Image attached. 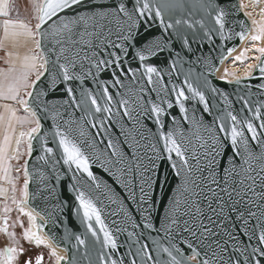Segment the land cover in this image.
<instances>
[{
	"label": "snow or ice",
	"instance_id": "snow-or-ice-1",
	"mask_svg": "<svg viewBox=\"0 0 264 264\" xmlns=\"http://www.w3.org/2000/svg\"><path fill=\"white\" fill-rule=\"evenodd\" d=\"M257 0H253V5ZM85 0H31L32 14L29 18L21 20L13 18L12 5L10 0H0V17H4L0 21V28H2V36H0V51L4 52V56L0 57V61L5 65L0 67V101H6L0 104L3 109L0 112V127L3 128V140L0 141V180L6 181L11 186L13 193L11 200L16 205L19 213L26 215L29 222L35 221L36 217L31 212H26L23 204L29 203L36 193H29V176L31 173L28 170V161H24V181L23 187L19 189L20 196L23 199H17L15 193L17 192L16 178L11 175L12 166L9 163L11 160H19L22 152L21 147L27 140V152L29 155L33 152V141H39L41 149L44 153L52 154L53 147L47 146L46 137L51 135L52 140L56 145V151L59 157L56 163L62 160L64 165L68 166V170L72 172L73 180L76 179L77 174L83 173L95 184L96 189H100L101 185L97 182L96 177L90 170V158L82 150L81 141L78 139L76 129L73 125L76 123L74 119L64 120L66 128H61L56 122V118L61 115L60 108L63 106L75 105L77 109L87 107L90 101L96 113L111 112L108 107L101 108L98 104L97 98L89 91L81 89V99H76V89L68 86L70 82L80 80L82 77L76 74L73 69L76 67L77 61L88 59L89 64L96 67L98 70L103 65L105 69L111 66L113 71L110 73V78L115 84H122L121 76L130 77L135 82L137 74L141 76L142 83L145 87L136 89L135 87L128 88L129 99L121 102V106L125 109L123 116L131 118L134 122L139 123L142 116L148 115L154 117L157 125L164 127L161 121V116H169L170 114L165 111L160 104L148 101L151 103V108L145 107L141 101L143 100V93L145 88L149 92L159 91L168 95L167 84L162 82V70L152 65H146L144 62L150 57L162 53L166 48L172 45L171 37L175 35L177 39L182 40L184 48L190 50L189 40L182 36L178 31H175L179 25H187L191 28L193 25L186 19L177 18L174 21L171 16L169 22L165 23V13L174 12L177 8L181 11L184 10L183 0H111L109 5H87V10L75 11L84 5ZM241 3L240 7H246ZM234 4H228L221 7L218 3L213 4L212 0H193L192 9L197 8L205 11L208 16L215 12L213 20L215 25L219 26L220 34L223 35L226 25V17L228 11L226 8H234ZM68 10H72L73 14L69 17L64 15ZM260 20L253 19L252 23L257 26L255 33L251 36L253 41H260L264 38V7L260 8ZM147 14V15H146ZM192 13L189 12V15ZM247 16H252L253 12L245 13ZM35 20L33 24L32 21ZM159 21V26L163 30L157 37L148 39L143 45L136 48L135 55L141 62L136 68L131 67L130 64L126 65L121 60L120 56L114 52H107L109 57L114 59H100L96 60L95 57L100 50V44H105V49L111 47L114 49L122 50L125 53L133 48L136 43V37L139 35L134 30L143 21L147 27H151L149 21ZM204 27V20L198 21ZM244 24V21L240 22ZM173 29L172 33L168 30ZM215 28H206L204 35L211 39L209 33ZM115 35L116 40L112 41L110 37ZM241 40L244 39V33H237ZM99 41L100 44L94 43ZM50 45V46H49ZM97 49L93 52L92 57H88L87 53L81 57V52L84 49ZM256 52L260 56L255 57L260 61L259 64H249L245 70V78L252 76L251 69L258 68L262 77H264V47L253 45ZM24 49L23 52L20 50ZM229 53L233 49L227 50ZM249 49H244L241 54L235 57L236 61H241L245 57V53ZM55 55V60L52 56ZM173 54L169 52V57ZM177 57L179 53L175 54ZM224 56L221 54V59ZM64 62L61 63L60 61ZM176 60L172 59L169 67L175 69ZM81 68L83 64L81 63ZM142 70V71H141ZM226 75L231 74L225 70ZM157 79H153V76ZM170 75V73H169ZM35 78L32 79L31 77ZM146 77V80L143 78ZM42 78L48 80L46 88L37 91L38 84ZM223 79V77L221 78ZM239 83V78L236 81ZM63 83L65 87L62 89L66 93L67 99L60 100H41V97H46L49 90H55ZM184 83L187 85V91L192 93L191 99L199 98V103L203 105V112H209L208 102L205 99L203 91L198 90L186 78ZM151 86V87H147ZM97 87H100L97 84ZM264 88V84L258 85ZM216 92L215 88L211 89ZM171 92L175 94V104L179 106V112L183 114L184 121L188 122L189 129L187 132L179 127V122L176 117H171L173 127L167 133L161 132L160 138L164 140V152L168 153V159H172L174 153L178 159L179 166L176 162L172 163L178 176L182 175V182L178 189L177 197L173 198L170 203L169 214H166L161 221V230L164 231L166 238L169 241V246H163L157 240H152V244L156 245L154 249L156 258L151 254L153 249L148 243L141 244L136 249L135 253L129 251L128 256L132 258L128 264H264V144L259 141V136L264 134V117L261 116V107L257 106L255 113L250 117L243 120L238 119L237 115L231 112L227 113L232 121L230 130L224 126L223 117H217L220 121L218 131L226 133L225 139H230L233 149V157H239L241 165L237 166L232 163L231 168H226L222 177H217L215 171L216 157L220 153L221 141L216 135H209L207 138L199 134L200 129L203 127V120L197 119L195 114L190 118L188 116V109L185 107V101L189 100L183 88L177 89L173 87ZM103 97H106L110 102L112 97L109 95L107 87H103L101 92ZM223 95V93H221ZM162 103H167V108H173V103L163 100V97L158 96ZM243 99V97H241ZM11 101L12 103H7ZM244 107L251 112L249 102L244 101ZM23 109L25 115H17L18 111ZM52 113V130L45 132L41 119L38 115L39 112ZM243 111V109H242ZM136 113L134 116L133 113ZM91 111L88 115H91ZM71 117V114L68 113ZM253 120H261L259 128L260 133L257 132V127L254 125ZM104 121H100L101 130L107 132L108 129L104 128ZM16 124L34 125L29 127L28 130L21 131L15 137V147H12V139ZM239 125V127H237ZM96 127L94 123L92 125ZM244 129L251 134V141L261 148L260 155H254L253 147H250L249 138L246 136ZM206 131L211 133L212 128L207 127ZM191 133V135H189ZM123 134V133H121ZM85 133L79 131V137H83ZM99 135V132L97 133ZM143 139V137H141ZM107 147L112 149V156H119V163H124V154L120 148L114 144L109 138ZM139 147V145H135ZM151 150L159 156V150L155 145H152ZM11 152V155H9ZM39 159H45L41 156ZM98 159V157H96ZM142 157H139L136 152L132 154V160L137 161L135 168L129 166L127 171L129 174L135 173L141 180V200L140 204L146 203L144 200V187L150 186V177L147 175L150 171L148 165H144ZM190 161H194L190 163ZM253 161H260V167L257 170L253 167ZM148 164H153V158H148ZM74 166V171H73ZM55 167V163L52 165ZM143 169V172H140ZM108 169H105L107 171ZM207 170L209 177H203L204 171ZM20 172V168L16 169ZM255 173V174H253ZM196 174L202 178L198 183L191 177ZM43 179V178H42ZM214 185V187L212 186ZM72 189L78 194L75 200L78 206L75 209L78 216L82 213V222L87 225V232L95 238V243L100 245V251L97 253V260L99 264H125V259L121 256L119 259L114 258L115 254L119 251L117 240L113 233L109 231L108 226L105 224L101 217V211L97 208L96 203L86 193L77 189L75 185H70ZM127 187V185H125ZM193 189H199L194 191ZM8 189L0 187V194L5 196L3 212L5 215L0 218L4 221L0 225V232L6 233L11 238L12 243L0 249V264H16L18 256L25 254V249L19 246V241L15 239V233L8 232V216L7 213L11 212V208L7 204ZM107 195V193H104ZM132 197L135 198V192L132 191ZM108 199L112 197L109 195ZM256 209L253 211L252 209ZM150 211V205L148 209ZM125 223L129 219L128 213L125 212ZM235 215L236 220L241 221L243 227L241 231L249 241L255 239L256 246L250 243L246 244L243 248L236 245V237L233 235L226 224ZM259 216L257 224L253 229H248V221L253 217ZM186 217V218H185ZM247 217V219H245ZM99 225V231L103 233V241H100L99 235L93 224L92 220ZM13 227L15 224L12 225ZM37 232L32 231L31 227L24 229L23 239L35 244L36 246L46 244L45 239L38 235V230L43 225H37ZM140 227V224H133V228ZM153 223L144 217L143 228L152 229ZM259 229V235H256L255 229ZM178 229L179 231H174ZM117 232L122 229L117 227ZM225 232L228 240L234 242L233 247L235 253L228 252V242L225 240L223 244L220 242L221 232ZM135 235V232H129L128 237ZM54 240L55 237H52ZM78 245L87 247L86 239H82L80 235L75 236ZM211 241L210 243H205ZM194 243H199L205 248L204 255L194 246ZM183 244L191 255H187L178 245ZM167 254L168 259L162 261L159 259L160 253ZM227 254V259L225 255ZM49 256L59 262L66 260L64 256H57L55 250L49 252ZM85 258H88L87 252ZM242 258V259H241ZM43 255H36L34 264H42ZM23 264H33V259L28 257L24 259ZM68 264H75V257L68 261Z\"/></svg>",
	"mask_w": 264,
	"mask_h": 264
},
{
	"label": "water",
	"instance_id": "water-1",
	"mask_svg": "<svg viewBox=\"0 0 264 264\" xmlns=\"http://www.w3.org/2000/svg\"><path fill=\"white\" fill-rule=\"evenodd\" d=\"M159 3V0H156ZM184 10L181 11L177 8L174 12L165 13V23L169 22L171 16L174 21L177 18L188 20L193 26L189 28L187 25H179L175 29L182 36L186 37L190 42V50L184 48L182 40L177 39L175 35L171 37L173 43L166 48L162 53L155 57H150L144 63L146 65H152L162 70V82L167 84L166 91L168 95L163 92L151 91L149 92L145 88L143 100L141 103L147 108H151V103L148 101L160 104L170 115L165 117L161 116V121L164 127L157 125L154 117L148 115L142 116L139 119V123L134 122L131 118L123 116L125 109L121 106V102L129 99L127 94L128 88L135 87L139 89L145 87V84L140 82L141 76L138 73L135 82L132 81L130 74L127 76H121L122 84H115L110 78V73L113 71L111 66L107 69L102 65L98 70L96 67L89 64L88 59L77 61L76 67L73 71L80 75L82 79L72 81L68 86L76 89V99H81V89L91 92L98 100L99 106L103 109L108 107L111 112L96 113L94 107L91 106L90 101L87 103V107L77 109L75 105L63 106L60 108L61 115L56 118V122L61 128H66L64 120L69 118L74 119L76 123L73 128L76 129L78 139L81 141L82 150L86 155L89 156L90 170L96 177L97 182L100 183V189H96L95 184L87 177L86 174H77L76 179L73 180L72 172L68 170V166L64 165L62 160L56 163L59 157V153L56 151V145L52 140V136L46 137L47 146L53 147L54 152L52 154L44 153L41 149L39 141H33V152L31 155L28 154L24 159L28 161V170L31 173L29 176V193H36L34 198L28 203V205L39 212L43 217L44 221H40V225L45 229L47 236L55 243L65 247L67 251V259L62 261L61 264H68V261L75 257V264H99L97 260V253L100 251V245L95 243V238L91 236V233L87 232V225L82 222V213L80 216L76 214L75 209L78 206V202L75 200V196L78 192L74 191L70 185H75L77 189H80L86 193L101 211V217L105 224L108 226L110 232L113 233L119 246V251L115 254L114 258L119 259L121 256L125 259V264L132 258L127 253L131 251L135 253L136 249L141 244L148 243L153 249L152 255L156 258L155 248L156 245L152 244V240H157L163 246H169V241L165 236L163 230H161V221L166 214H169L170 203L173 198L177 197L178 189L182 182V175L178 176L175 169L172 167V163L176 162L179 166L178 159L175 154H172V159H168V153L164 152V140L160 138V133H167L171 127V117H176L179 122V127L185 132L189 129L188 122L184 121L183 114L179 112V106L175 104V94L171 92V89L175 86L177 89L183 88L189 100L185 101V107L188 109V116L191 118L195 114L197 119L203 120V127L200 129L199 134L207 138L209 135H216L221 141L218 152L220 153L216 157L215 171L217 177H222L226 168H231L232 163L240 166L241 160L239 157H235L234 160L230 161V157H233V149L230 143V139H225L226 133L219 132L220 121L217 117H223L224 126L230 130L232 121L228 117L227 113L231 112L233 115H237L238 119L243 120L244 118H250L254 113L256 107H261V116L264 117V88L258 87V85L264 84V77H262L258 68H253L252 76L249 78L237 77L236 74L230 72L233 81H225L214 76V70L223 60L221 54L225 57L229 52V48L235 49L240 43L241 39L237 33L243 32L244 35L248 29L255 31V25L250 22L251 18L245 16L246 13L243 8L240 9V0H212L213 4H219L221 7H225L228 4H234V8H226L228 16L226 17V25L224 28L223 35L220 34L219 26L215 25L213 16L215 12H212L211 16H208L205 11H201L198 8L192 9L193 0H183ZM111 0H85L84 5L75 11L87 10V5H109ZM244 11V13H243ZM189 12L192 14L189 15ZM72 10H68L64 15L71 16ZM147 15V14H146ZM204 20V27L201 26L198 21ZM244 21V24L240 22ZM151 27L141 21L138 27L134 30L139 35L136 37V45L129 49L127 53L122 50L107 47L105 44H100L99 41L94 43L100 44V50L96 55L95 59H114L109 57L107 52L117 53L121 60L126 65L130 64L131 67L136 68L141 62L135 55L136 48L143 45L148 39L157 37L163 31L159 26V21H149ZM206 28H215L209 35L211 39H208L204 35ZM174 30L169 29L168 32L172 33ZM250 32V34H251ZM251 36V35H250ZM112 41L116 40L115 35L110 37ZM50 46V45H49ZM97 49H87L81 52V57L87 53L88 57H92L93 52ZM169 52H172V56L169 57ZM179 53L177 57L175 54ZM55 60V55L52 56ZM175 59V69L169 67L171 60ZM61 63L64 61L61 60ZM81 63L83 68H81ZM260 61L256 60L259 64ZM252 70V69H251ZM142 71V70H141ZM170 73V75H169ZM35 78V77H34ZM33 78V79H34ZM193 84L195 88L203 91L205 99L208 102L209 112H203V105L199 103V98L191 99L192 93L187 91V85L184 83L185 79ZM239 78V83L237 79ZM146 80V77L143 78ZM153 79H157L155 75ZM48 80L42 78V81L37 86V91L42 88H46ZM97 84L100 87H97ZM65 87L63 83L59 88L55 90H49V94L46 97H41V100H60L67 99V95L62 89ZM103 87H107L109 95L112 97L109 102L106 97L101 95ZM151 87V86H147ZM215 88L217 91L212 92L211 89ZM223 93V95H221ZM158 96L163 97V100L170 101L173 103V108L168 109L167 103H162ZM243 97V99H241ZM249 102L251 112L244 107V101ZM243 109V111H242ZM91 111V115L88 112ZM71 114V117L68 115ZM41 123L45 132L52 130L53 120L52 113L39 112L38 113ZM135 116L136 113L134 112ZM104 121V128L108 131L104 132L101 130L100 121ZM96 127H93V124ZM254 125L257 127V132L260 133L259 124L261 120H253ZM207 127L212 128V132L206 131ZM239 127V125H237ZM28 130V129H27ZM26 130V131H27ZM83 131L85 135L79 137V131ZM246 136L249 138L250 147L254 149V155H260L261 148L251 141V134L244 129ZM99 132V135L97 133ZM123 133V134H121ZM191 135V133H189ZM143 137V139H141ZM111 138L112 142L116 144L121 152L124 154V163H119V156H112V149L107 147L108 140ZM259 141L264 144V134L259 136ZM27 146V140L25 139ZM139 147H135V145ZM152 145L156 146L159 150V156L156 152L151 150ZM136 152L139 157H142V163L148 165L150 171L147 174L150 177L149 185L144 187V200L146 203L140 204L141 200V180L135 173L129 174L127 169L129 166L135 168L137 161L132 160V154ZM44 156L45 159H39ZM98 157V159H96ZM153 158V164H148V158ZM24 161L22 165L24 166ZM55 163V167L52 165ZM194 164V161H190ZM260 161H253V167L257 170L260 167ZM22 166V167H23ZM105 169H108L105 171ZM73 166V171H74ZM143 172V169H140ZM22 181L21 188L23 187L24 170L22 168ZM255 174V173H253ZM203 177H209L207 170L202 174ZM43 178V179H42ZM191 179L196 180L198 183L201 182L202 178L194 174ZM127 185V187H125ZM214 187V185H212ZM199 191V189H193ZM132 191L135 192V198L132 197ZM104 193H107L105 195ZM112 199L109 200L108 196ZM23 199V197H20ZM150 205V211L146 212L144 209H148ZM256 211V209H252ZM127 212L129 219L125 223V215ZM153 223L152 229L143 228L144 217ZM186 218V217H185ZM247 219V217H245ZM259 216L253 217L248 221V229H253L257 224ZM29 220V219H28ZM93 227L97 231L100 241H103V233L99 231V225L95 223L93 218ZM140 224V227L133 228V224ZM30 227V222H29ZM122 229L121 232H117L116 228ZM226 227L232 231L236 237V245L243 248L246 244H251L253 247L256 246V240L249 241L247 237L241 231L243 227L242 222L236 220L235 215L226 224ZM135 232V235L128 237L129 232ZM174 231H179L178 229ZM256 235H259V229L256 228ZM80 235L82 239H86L87 247L78 245L75 236ZM52 237H55L53 240ZM220 242L223 244L225 240L228 242V252L235 253L232 240H228V236L225 232H221ZM206 241L205 243H210ZM31 246H36L33 243H29ZM41 246V245H40ZM42 246H45L42 245ZM184 249L187 255L191 253L187 250L183 244L178 245ZM194 246L201 252V256L204 255L205 248L199 243H194ZM46 247V246H45ZM49 249V248H48ZM50 252V249L48 250ZM87 252L88 258H85ZM162 261L168 259L167 254L161 252L160 257ZM227 259V254L225 255ZM242 259V258H241ZM56 262V260H55ZM195 264V262H193Z\"/></svg>",
	"mask_w": 264,
	"mask_h": 264
},
{
	"label": "rangeland",
	"instance_id": "rangeland-1",
	"mask_svg": "<svg viewBox=\"0 0 264 264\" xmlns=\"http://www.w3.org/2000/svg\"><path fill=\"white\" fill-rule=\"evenodd\" d=\"M16 2L18 4H20L21 6L25 7V9H27V8L30 9L31 14H32L31 0L30 1L29 0H13L12 3H14L16 5ZM10 3H11V0H10ZM12 3H11V5L13 6L14 4H12ZM241 3H243L244 5H247L246 7H243V10L246 13L247 12H253V15L249 16L251 18V22L253 19L260 20L261 17H260L259 10H260V8L264 7V0H257L255 5H253V0H240V4ZM255 27L257 28L256 25H255ZM255 31L252 29V32L250 35L252 36L255 33ZM251 36H249L247 41L244 43L243 46H241V48L238 51H236L234 54H232L230 56V58L228 59L229 62L228 61L226 62V64L227 63L228 64L225 66V70L227 69L228 73H230V72L235 73L234 71L238 70V66L241 63H238L239 61H236L235 57H237L241 54V52L244 50V47H245L247 42H249V45L246 47V49H249V51L246 52L245 57L242 58V60H243L242 63H244V65H246L247 62L251 61V64H252L253 61L256 62L255 57L260 56V53L256 52L254 50L253 45L264 47V38H262L260 41H253L251 39ZM244 65L240 66L239 68H243ZM20 132L21 131L18 132V135ZM14 147H15V142H14L13 148ZM21 152H22V155H21L20 159L16 160V162L18 161V163L21 165L20 172L19 173L16 172V175H18V178L16 179L17 192L15 193L17 199H20V197H21L20 193H19V189L21 188L20 186H21L22 175H23V173H22V168H23L22 162L24 161V159L27 155V146H26L25 142L21 147ZM7 204L12 209L11 212L7 213V216H8V220H7L8 232L13 231L15 233V236L17 237V240L19 241V246L22 247L23 249H25L24 255H26L28 253L30 242L23 239V231H24V229L29 228L28 218L26 215L18 212L16 205L12 203L11 197L9 198ZM3 207H4V204L0 203V218H2L5 215V213L3 212ZM3 223H4V221L2 219H0V225H2ZM13 224H15L14 227L12 226ZM11 243L12 242L10 241L9 236L4 232H0V249L4 248L5 246L10 245ZM39 247H40L39 248L40 251L44 252V263L43 264H56L55 259L51 258L49 256V253H47L49 249L45 246H42V245ZM24 255L18 256L16 264H21L23 262Z\"/></svg>",
	"mask_w": 264,
	"mask_h": 264
},
{
	"label": "bare ground",
	"instance_id": "bare-ground-1",
	"mask_svg": "<svg viewBox=\"0 0 264 264\" xmlns=\"http://www.w3.org/2000/svg\"><path fill=\"white\" fill-rule=\"evenodd\" d=\"M239 6H240V5H239ZM240 9H241V7H240ZM241 10H242V9H241ZM243 13H244V12H243ZM244 15H245V13H244ZM245 16L247 17V15H245ZM248 22H249V28H250V26H251V25H250V22H251V21L249 20ZM250 32H251V30L248 29L247 32H246L245 35H244V39L241 40L240 43L237 45V47H236L235 49H233V51H232L231 53L227 54V55L223 58V60L219 63V65H218V66L216 67V69L214 70V76H215V77H217V78H219V79H221V78L223 77L222 80L229 81V82H231V81L234 80V78L232 77V75H230V74H227V75H226V73H225V66L228 64V63L226 64V62L228 61V59L230 58V56H231L232 54H234L236 51H238V50L241 48V46L244 45V43L247 41V39H248L249 36H250ZM248 45H249V42L246 43L244 49H246V47H247ZM249 61H250V60H249ZM228 62H229V61H228ZM242 62H243V60H241V61L238 62V63H241V64H239V66H238V70H237V71H234V72H235L234 74H236L237 77L245 78V76H244L245 70L247 69L248 65L251 64V61H250V62H247L246 65H244V63H242ZM253 63H256V62L253 61L252 64H253ZM242 65H244V67H243V68H239V67L242 66ZM251 72L253 73V69L251 70ZM22 206L24 207V209H25L26 212H31L32 215L36 217L35 221H33V222L30 223V227H31L32 231L37 232V227H36V226H37V225H40V221H41V220L44 221V217H43L39 212H37L36 210H34L33 208H31V207L28 205V203L23 204ZM27 218H28V217H27ZM28 222H29V220H28ZM11 232L14 233L13 231H11ZM38 235L41 236L43 239H45V241H46L45 246H46L47 248H49L50 251L54 249L55 252H56V254H57V256H64V257H66V258L68 257V256H67V251H66L65 247L62 246V245H60V244H57V243L53 242V241L47 236L46 231H45L44 228L41 227V228L38 230ZM15 239L17 240V237H16V236H15ZM10 241L12 242L11 238H10ZM61 262H62V261H61ZM61 262H59V264H61ZM56 264H57V261H56Z\"/></svg>",
	"mask_w": 264,
	"mask_h": 264
},
{
	"label": "crops",
	"instance_id": "crops-1",
	"mask_svg": "<svg viewBox=\"0 0 264 264\" xmlns=\"http://www.w3.org/2000/svg\"><path fill=\"white\" fill-rule=\"evenodd\" d=\"M30 1V0H29ZM26 5V4H25ZM31 15V11L30 9H25V7L21 6L20 4H18L16 2V5L14 4L12 6V16L13 18H19L21 20H27L29 18V16ZM4 17H0V21L3 20ZM32 23L34 24L35 23V20L32 21ZM2 28H0V36H2ZM21 52L24 51V49H21L20 50ZM4 56V52L3 51H0V57ZM5 65L3 64L2 61H0V67H4ZM32 79L34 78V76L31 77ZM6 101H0V104H3L5 103ZM7 103H12L11 101H7ZM3 109L0 108V112H2ZM17 115H20V116H23L25 115L23 109H20L17 113ZM34 125H31V124H24V125H20V124H16L15 126V130H14V133H12L13 135V139H12V147L14 146V140H15V137L18 135V132L19 131H25L29 128V127H32ZM3 140V128L0 127V141ZM9 155H11V152H9ZM12 166V171H11V175L16 178L18 177V175H16V168H20L21 165L18 163V161L16 162V160H11L9 162ZM22 175V174H21ZM20 181V180H19ZM0 187H4V188H7L8 189V192H7V201L9 200L10 197H12L13 193L11 192V186L6 182V181H3V180H0ZM5 202V196L3 194H0V203L4 204Z\"/></svg>",
	"mask_w": 264,
	"mask_h": 264
},
{
	"label": "flooded vegetation",
	"instance_id": "flooded-vegetation-1",
	"mask_svg": "<svg viewBox=\"0 0 264 264\" xmlns=\"http://www.w3.org/2000/svg\"><path fill=\"white\" fill-rule=\"evenodd\" d=\"M39 248L40 247H35V246H31L30 245L29 246V249H28V253L26 255H24L23 261H24V259H26L28 257H31L33 259V264H34L35 256L42 254L43 255L42 264H43L44 263V252L43 251H40ZM47 253H49V252H47ZM21 264H23V262Z\"/></svg>",
	"mask_w": 264,
	"mask_h": 264
},
{
	"label": "built area",
	"instance_id": "built-area-1",
	"mask_svg": "<svg viewBox=\"0 0 264 264\" xmlns=\"http://www.w3.org/2000/svg\"><path fill=\"white\" fill-rule=\"evenodd\" d=\"M13 2V0H11V3ZM12 4H14V3H12Z\"/></svg>",
	"mask_w": 264,
	"mask_h": 264
}]
</instances>
